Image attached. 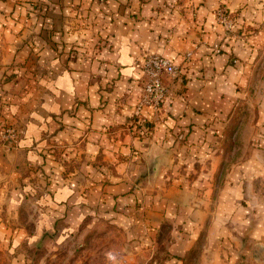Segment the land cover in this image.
I'll list each match as a JSON object with an SVG mask.
<instances>
[{"label":"rangeland","instance_id":"1","mask_svg":"<svg viewBox=\"0 0 264 264\" xmlns=\"http://www.w3.org/2000/svg\"><path fill=\"white\" fill-rule=\"evenodd\" d=\"M15 1L26 8V18H33L41 26V30L31 32L50 43L55 60L60 59L67 48L61 28L49 25L47 2ZM73 11L72 29L87 28L89 12L80 3L73 6ZM213 13L219 27L216 40L208 43L200 35L182 50L180 59L173 60L174 75L161 76L163 89H148L149 76L144 70V60L160 54L145 53L140 61V94L121 132L133 137L139 134L145 141L140 158L120 161L129 169L133 165L143 168L133 180V193L145 186L146 195L162 199L167 182L185 194L175 201L173 216L163 215L154 230L145 235L127 225L131 215L108 217L104 214L108 204L97 202L70 226L55 221L50 198L54 185L69 180L84 185L85 178L92 177L84 172L81 146L63 142L56 134L52 138L43 131L40 143L22 148L29 135L27 121L14 119L15 115L18 118V108L30 99L38 105L47 101L45 79L35 76L36 69L31 68V32L27 27L29 33L22 39L23 47L27 45V59L21 61L14 56L1 64L0 158L6 165L0 162V264H264V17L255 25L245 23L239 10H230L221 0ZM260 33L262 41L256 46L251 42ZM100 45L93 49L97 51ZM244 49L251 52L247 59ZM203 51L211 56L224 55L226 61L219 67L210 64L196 68L201 72L197 74L200 85L188 96L192 89L189 82L194 79L192 69ZM216 76L223 81L218 87L223 93L221 106L213 104L214 111L208 110L209 106L203 109L211 89L216 88L209 81ZM178 104L190 105L199 113L209 111V121L199 127L200 131L193 129V123L168 126L169 139L153 143V134L163 128L160 123L174 115L173 108ZM205 146L211 150L203 153ZM29 151L38 157L29 158ZM209 153L216 157L211 158ZM114 162L101 158L90 161L96 173ZM134 202L135 212H139L141 202ZM147 210L148 205L145 215ZM196 211L202 212L197 225ZM105 221L116 227L115 235L109 234Z\"/></svg>","mask_w":264,"mask_h":264},{"label":"crops","instance_id":"2","mask_svg":"<svg viewBox=\"0 0 264 264\" xmlns=\"http://www.w3.org/2000/svg\"><path fill=\"white\" fill-rule=\"evenodd\" d=\"M42 1L47 2L49 25L61 28L62 40L67 49L60 59L55 60V52L50 43L32 33L33 29L41 30V26L33 18H26V8L16 4L15 0H0V75L3 70L2 63L14 56L22 59L21 61L27 59L25 44L29 42L31 68L35 67L36 71L33 70L35 76L39 74L45 79L44 91L47 101L38 105L37 101L34 103L30 99L28 104L18 108V118L15 115L14 119L27 121L29 135L24 139L22 148L40 143L38 139L42 138L43 131L50 133L52 138L56 134L63 142L77 143L81 146L80 150L85 160L84 172H88L86 175L92 178L91 180L85 178L84 185L78 184L80 187L71 180L54 185L50 198L53 215H56L55 221L70 226L79 220L82 211L90 210L89 205L97 202L103 206L108 204L104 213L108 217L129 214L131 215L129 222L125 216L123 221L128 222L129 226H134L135 232L149 234L159 224L163 215L173 216L172 213L177 206L175 201L185 197V194H180L172 183L167 182L164 183L165 192L162 199L154 194L146 195L145 186L140 192L133 193V180L143 173V168L133 165V168L129 169L120 161L140 158L145 141L139 134L133 137L121 132L129 122L131 111L140 94L139 80L142 75L140 61L142 55L149 52L179 60L180 52L200 38V35L208 43L214 42L219 27L214 21L213 8L218 0ZM221 1L230 10H239L245 23L255 25L264 17V0ZM76 3H80L89 12L90 25L82 30L72 29L74 21L71 17L75 15L73 6ZM27 27H30L32 32L29 41L24 40L23 47L22 39L29 33ZM261 35L262 33L251 43L260 46ZM32 38L35 39L31 42ZM97 43L101 45L95 51L93 47ZM244 44L249 49V44L245 42ZM33 45L38 47L35 48ZM71 47L73 49L70 52ZM250 54L249 50H243L246 59ZM225 61L224 55L211 56L203 51L192 69L191 77L194 79L189 82L192 89L189 88L188 96L194 92V87L200 85L197 74L201 72L196 68L210 64L219 67ZM38 62L39 66L36 65ZM39 70L41 72H38ZM209 82L216 88L211 89L210 100L206 106H202L203 109L209 106L208 110H213V104L216 108L221 106L223 93L218 87L223 81L220 76H216ZM173 109V118L169 117L160 123V127L163 128H157L152 137L153 143L169 139L171 134L166 130L168 126L178 128V125L193 123V129L200 131L199 127L209 121L207 120L209 111L195 112L190 105L186 107L183 104H178ZM57 113H60L59 117L56 116ZM146 116H150V113H146ZM205 144L210 145V141H205ZM206 150L210 151L211 148L205 146L201 152L204 153ZM29 152V158L38 157L35 152ZM213 155L210 154V157H216ZM98 158L110 162L117 160L118 164L114 162L110 168L105 166L96 173L90 161ZM5 161L0 158L1 166L6 165ZM30 161L36 162L32 159ZM148 197L152 198L149 202L145 200ZM135 200L141 202L139 212H135ZM147 205L148 214L145 215ZM114 206L116 210L112 209ZM136 214L142 217H134ZM195 214L197 218L194 221L197 225L202 219V212L196 211ZM104 224L108 226L111 236L116 234L115 226L106 221Z\"/></svg>","mask_w":264,"mask_h":264},{"label":"built area","instance_id":"3","mask_svg":"<svg viewBox=\"0 0 264 264\" xmlns=\"http://www.w3.org/2000/svg\"><path fill=\"white\" fill-rule=\"evenodd\" d=\"M144 70L149 76L147 88L151 90L152 87H161L163 89L161 86V76H173L176 72V65L173 60L167 57L151 55L146 58V62L144 60Z\"/></svg>","mask_w":264,"mask_h":264}]
</instances>
